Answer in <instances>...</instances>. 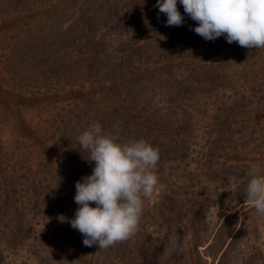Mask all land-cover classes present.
<instances>
[{"label":"rangeland","instance_id":"374dc122","mask_svg":"<svg viewBox=\"0 0 264 264\" xmlns=\"http://www.w3.org/2000/svg\"><path fill=\"white\" fill-rule=\"evenodd\" d=\"M140 2V8H144L143 10L139 8L131 11L129 7L123 9L130 14V17L139 13L141 25L138 20L135 24L132 19L126 21L118 30V35L122 39L114 43V45L119 44L120 48L125 43L132 44L134 56L129 64H124L113 53L104 58L101 61L103 63L112 61L113 64H117V60L122 63L115 72H108L109 79H104L107 77L104 67L96 64L93 71L87 70L84 61L78 58V51H73L68 57L65 56L68 53L66 50L58 54L60 51L54 48V33L59 25L66 27L73 24L77 33L82 36L84 17L89 14L92 0H0V212H2L0 237L2 235L4 239L5 236L10 235V231L2 227L10 226V223L5 222L3 218L4 212L1 207H6L5 205L13 204L14 208H23L28 218H32L30 226L33 225L29 234L30 239L26 240L25 244L20 245L18 241L7 243V240L6 243L5 240L1 242V245H4L2 251L4 259L0 264H56V262L59 264L62 260H66L68 264H96L95 257L91 255L96 253L94 246L87 249L82 243L80 244L78 230H75L76 240L70 243V247L66 244L65 227L71 228L67 221L74 218L75 212L73 210L72 216L61 222L58 217L62 213H59L57 208L60 201L65 199L69 202L76 194L74 180H70L72 183L67 182L66 177H62L64 171H67V176L70 178L71 171L76 174L81 165H86V162L78 165L80 157L77 155L75 156L77 160L72 166L68 159L71 155L67 153L68 147L74 149L79 146L78 135L93 121L105 126L103 123L107 121L102 115L109 111L106 105L113 100L110 89L113 91L116 89L112 85L119 79L114 82V77H118L117 74L121 70L122 73L130 70L140 73L143 71V76L146 77H152L155 73L153 79L158 81L157 85L150 90L151 79L142 80L138 97L136 95L134 97L135 102L157 98L161 94L162 83L168 81V84L173 85L177 78L179 80L186 78V81L180 83L185 87L199 88V93L196 91V98L202 105H205L206 99L201 95L210 89L207 86L210 78L216 81L213 87L216 86L220 91L218 100L222 103L229 104L227 98L233 93L239 94L236 97L238 102L240 95L243 94L242 106L235 112L238 117H247L251 121L248 125L247 137H244L242 143L244 149L237 154L228 151L225 154L228 158L224 159L236 163L235 167L243 165L250 170L256 166L260 174L264 175V48L248 49L239 46L236 42L229 44L223 35L214 41L203 39L191 30L198 25L184 13L183 9L180 10L182 7L180 3L177 4V9L184 17L182 25L166 26L167 16L154 7L157 0H140ZM142 13L151 15L148 19L149 23L146 17H142ZM76 15H79V19ZM112 24L115 27V23L110 20L108 25L112 26ZM181 28L182 31H177ZM167 30L173 33L166 34ZM173 43L180 45L178 54L173 49L167 48ZM142 49L145 50L142 52ZM156 52L163 57H153L152 53ZM166 58L169 62H162V59L165 61ZM210 64L215 66L214 70L209 67ZM164 73L169 75V80L163 77ZM154 91L158 94H154ZM189 91L194 92L192 88H189ZM130 101L134 103L132 94L126 99V103ZM259 108H262L260 113ZM77 121H81L82 125L77 126ZM199 124L200 122L196 121L195 128ZM213 126L214 123L209 125V127ZM114 128L109 126L108 129H103L106 133L113 132L112 134L118 136L121 142L130 140L120 128ZM241 138L242 136H237L239 143ZM204 143L205 139H195V136H192L183 142L180 148L185 151L188 148L189 157L202 162L206 161L204 158L209 154V151L200 146L205 145ZM175 157H181L180 152L178 155L160 156L162 159L157 168L158 166L162 168L164 174H159L158 177L161 183L165 178L166 181L168 179L176 185L175 199L180 203L178 207L182 208L180 213L183 218L177 216L179 212L176 210L172 211L170 216L166 213L164 217L159 207L164 201L165 196H163L155 205L157 211L151 212L147 206L143 209L137 231L139 240H136L140 243L142 235L147 232L158 238L168 237L165 250L159 251L157 257L159 260L156 262L158 264H217L220 243H217L214 233L205 244H200L201 247H197V250L193 248L192 240L186 243L185 250L180 255L176 254L169 241V237H173L176 231L181 237L190 232L187 227L195 213L188 203L191 202L189 201L191 191L188 186L192 183L183 182V177L187 175L182 173V166L177 169L175 163L166 161ZM83 159L88 161L90 154L83 156ZM193 160L189 161L191 170L194 169ZM216 163L217 166L220 165V162ZM233 171L239 172L236 168ZM246 174L249 175L247 172ZM4 176L16 188V192L8 195L7 198L2 195L5 190L2 185ZM238 180L240 185L246 187L247 180L243 182L242 176ZM224 183L227 181L217 184L218 193L214 194L216 196H213L203 222H206L207 226H211V223L219 226L223 219L227 218L226 224L230 222L233 227L234 223L238 227L244 223L245 236L238 245L239 261H231V263L250 264L240 259L243 260L251 255L255 262L263 261L264 264V218L258 216L256 210L251 208L252 205L244 202L246 194H242L241 189L239 194L233 195L230 190L232 187L223 185ZM31 184L42 185L43 189L39 193L31 192L32 189L28 188ZM163 187V185L160 187V191ZM28 189L29 193H26ZM202 192L200 189V193ZM162 195H166V192ZM155 196L156 193H153L149 198L150 203L157 200H153ZM34 197H37L35 205ZM203 198L202 194L200 200ZM92 207H95L94 203ZM13 226L14 223L11 224V228ZM222 229L223 227L213 232H222ZM200 235L199 241L204 240L205 232ZM38 237H41L39 241ZM8 240L10 242V239ZM120 246H124L126 256L127 249L133 245L128 243ZM46 247L51 249V253ZM156 247L160 246L156 245ZM118 249L120 253V247ZM43 253L48 254L42 255ZM135 254L136 259L132 258L133 255H130L131 258L129 255L124 258V256L120 257L121 254H115L111 264L137 262L142 257L137 252ZM119 257L121 261H117ZM61 264L64 262L62 261Z\"/></svg>","mask_w":264,"mask_h":264},{"label":"trees","instance_id":"16d2710c","mask_svg":"<svg viewBox=\"0 0 264 264\" xmlns=\"http://www.w3.org/2000/svg\"><path fill=\"white\" fill-rule=\"evenodd\" d=\"M151 2L154 3V1ZM177 4H179V1ZM140 6V0H92V3H90L89 14L84 17L82 36L77 33L76 26L73 24L66 27L59 25L55 29L54 33V48L56 47L58 52L60 51L59 53L57 52L58 54H60L63 50H66L68 53H66L65 56L68 57L71 56L70 53H73V51H78V58L79 60L84 61L87 70L93 71L94 65L99 64L106 70L107 74L105 73V75L107 77H104V79H109L110 77H108V72H115L119 67L122 66V63H120L118 60L117 64H113L112 61H107L104 63L101 61L113 53L119 58V60H122L124 64H129L132 57L134 56L133 53H135L134 46L132 44L125 43L122 48L119 47V44L114 45V43H117V40L122 39V37L118 35V30L126 23V21L128 22V20L131 19L133 24L137 23L138 20L139 24L141 25V16L139 13L132 14L130 17V14H127L123 8L129 7V10L133 11L139 9ZM154 7L159 10L155 5ZM143 9L144 8L141 10ZM182 9L183 6L180 7V10ZM78 11H80V7H78ZM79 15H76L78 19ZM142 17H146V20L149 23L148 19L151 17L149 13H142ZM82 19L83 16L81 17V20ZM110 20L115 23V27L113 24L112 26L108 25ZM177 31H182V28ZM172 33L173 31L170 30H167L166 32V34L170 35ZM57 42L59 44H56ZM167 48L173 49L175 53L178 54L180 45L173 43L171 47L168 46ZM144 50L145 49H142L141 51L143 52ZM152 54L153 57L156 58L163 57L158 52ZM162 62H169V60L167 58L165 61L162 59ZM209 67L213 70L215 69L213 64H210ZM210 72L215 74L213 71ZM143 74V71L140 73V71L130 70L126 73H122L121 70L117 74L118 77H114V82L117 78L119 81L112 85L116 87L114 91L110 89L113 100H111V102L106 105V107L109 108V111L102 115L105 118V121H107V123L103 121V125H105L103 128L105 130L108 129L109 126L120 128V130L123 131L126 136L130 137V140L143 138L153 146L159 148L160 156L163 154L178 155L180 152L181 157H175V159L172 158L166 161L173 164L175 163V167L177 169L182 166V173L188 176L183 177V182L192 183L190 186H188V189L191 191V200L189 199L191 202L188 203H190V207L194 209L193 212L195 213L192 216L193 219L190 221L189 227H187L193 234L192 246L195 250H197V247H201L200 244H205L210 236L214 233L217 238V243H220L217 251V264H234L231 263V261H239L238 245L241 241V238L245 236L244 223H241L239 227L234 223L233 227L230 222L226 224L227 218H224L219 226L215 223H211V226H207L206 222L204 223L203 221L205 219V213L211 206L213 196H216L214 194L218 193V183L227 181V177H230V175L237 178H241L242 176L243 182L250 179V176L246 174V172L249 173V169L243 167V165L242 167H235L236 163L231 160L227 162L224 159L228 158V156L225 155L226 152L232 151L236 152L233 154H237L238 151L240 152V150L244 149L242 147V143L245 140L244 137H247L248 125L251 123V121L247 117H238L237 112H235L239 107L242 106L241 101L244 96L241 94L239 97L240 101L237 102L236 97H238L239 94L233 93V97L231 96L227 98L229 104L224 102L222 103L218 100L220 91L216 86L213 87L216 84V81L215 79L210 78L209 82L207 83V86H209L210 89L207 90L204 95H201L206 99L205 105H202L199 103L198 98H196V91L199 93V88H195L196 86L185 87L180 83L182 81H186V78H183V80H179L177 78L178 81L175 79L173 85L168 84V81L164 82L165 84L162 83L163 87L160 91L161 94H159L157 98L154 97L149 98L148 100L144 99L142 102H135L136 98L134 97L135 95L138 97V90L142 80L146 81L151 79L149 86L150 90H152L158 83V81L153 79V75L155 73L152 74V77H146V75L143 76ZM163 77L166 80H169V75L167 73H164ZM189 88H192L194 92L189 91ZM245 92L246 90L244 89L243 93L245 94ZM131 94L134 103L132 104L131 101L126 103V99H129ZM154 94L158 93L154 91ZM124 104H126V106ZM261 110L262 108L258 109L259 113ZM196 121L200 122L197 128H195ZM212 123H214V126L209 127V125ZM76 125H82L81 121H77ZM195 130V135H193ZM192 136H195V139H205V145L200 146L209 151L208 156L204 158L206 161H195L189 157L188 148L187 151L180 148L182 143L186 142V140L190 139ZM237 136H242L240 143L237 140ZM71 149L72 147H68L67 151V153H71V155L68 156V159L71 161L70 164L72 166L74 165L77 160L75 159V156L77 157L78 155L80 157L78 158V162H80L78 165L83 164V162H86V165H81V168H78V172L76 174H73L71 171L69 175L70 178H68L67 171L65 170L62 177H66L65 180L69 183H72L71 179L74 180L73 183H76L77 181H80L81 177L91 175L92 170L95 167V162L90 160L85 161L83 159V156L87 155L88 153L81 151L80 145L74 147L75 150ZM73 150L75 153H73ZM161 159L162 158H159L158 165L160 164ZM190 160L194 161V169L192 170L190 169ZM216 162H220V165L217 166ZM234 168L238 169L239 172L234 173ZM163 171L164 170L159 166L156 169L158 176H160L159 174H164ZM9 179H11V177H9ZM2 185L5 187V190H3L2 194L5 198H7L8 195L14 194L16 192V188L13 187V184L8 182V178L5 176L2 178ZM162 185L164 187L162 191H160V187ZM223 185L227 186V183H224ZM199 187L203 191L202 193H200ZM239 187L243 192V189L245 188L243 184L239 185ZM28 188H31V192L34 193H39L41 192L40 190L43 189L42 185L38 184H31V187L28 185ZM175 188H177L176 185L172 184L168 179L166 181L164 178L163 183H161L159 179L157 190L154 192L156 193V196L153 198V200H157L154 203H150L149 198L145 199L143 209L148 207V210L151 212H155V210L157 211V209H155V205L157 204L158 199L165 196L162 204H159L160 211L164 217H166V213H168V216H170L171 212L176 210V212H179L177 216L179 218H183V215L180 213V209L182 208L178 207L180 203L175 199ZM29 189L26 191V193H29ZM230 190L231 194L233 195L239 194V192L233 187ZM164 192H166V195H162ZM59 193L60 191L58 194ZM202 194L204 195V198L203 200H200V196ZM36 201L37 197H34V205L36 204ZM69 202H66V200L63 199V201H60L58 204L59 208H57V211L62 213L61 215H65V218L70 217V215L72 216V211L74 210L75 212L79 207L75 203L74 198H70ZM244 202H247L246 197L244 198ZM92 205L93 203H90V206ZM5 206L6 207L3 208L1 207L4 212L3 218L5 222L10 223V226L2 227L4 230L6 229V231H10V235L9 237L5 236L4 239L1 235L0 245L3 240H5L4 243H6L7 240V243L18 241L20 245L25 244L26 240L30 239L29 234L33 228V225L30 226L32 223V218H28V216L23 211V208H14L13 204ZM251 208L254 210L253 206ZM1 214L2 212H0V216ZM0 221H2V219ZM13 223L14 226L11 228V224ZM241 226L242 229H240ZM209 227H211V229ZM222 227V232H213ZM65 230L66 239H64V241L70 247V243L76 240L75 229L67 226V228L65 227ZM203 232L206 234L204 235V240L199 241L201 240L200 234ZM78 234V241L81 244L84 237L80 233ZM171 237H169L170 242ZM8 239H10V242ZM39 239H41V237H38V241ZM136 239H138V233H136V235L131 239L117 243L116 245L107 249H100L97 245H94V252L96 253H92L91 255L95 257L96 264H111L112 258H115L113 257L115 254H121L120 257L124 256V258H127V255H129V258H131L130 255H133L132 258L136 259L135 252H137L142 258H140L137 262L129 261L130 264H158L156 262L159 260L157 259V257H159V251L165 250V246L168 245V237L158 238L152 236L151 232H147L142 235L140 243H138ZM132 241L136 242L133 243ZM128 243H132L133 246L130 249H127V255L125 256V251L123 249L124 246L120 245H127ZM156 245H159L160 247H156ZM3 246L4 245H1L2 250L0 249V261H3L4 259V256L2 255ZM118 247H120V253H118ZM88 248L89 247H87V249ZM120 257L117 261H121ZM253 258V256L249 255L247 258L240 260L250 264H263V261L255 262ZM97 261L105 262L97 263Z\"/></svg>","mask_w":264,"mask_h":264},{"label":"clouds","instance_id":"9594fccd","mask_svg":"<svg viewBox=\"0 0 264 264\" xmlns=\"http://www.w3.org/2000/svg\"><path fill=\"white\" fill-rule=\"evenodd\" d=\"M179 3L198 25L191 30L203 39L214 41L223 35L229 44L264 48V0H179ZM156 7L167 16L166 26L182 25L184 17L177 9V0H157ZM77 141L81 151L90 154L89 160L95 162V167L91 175L75 183L74 201L79 207L74 218L67 222L84 237V246L107 249L136 235L144 201L158 187L159 148L143 138L121 142L96 121L78 135ZM249 176L242 194H246L258 216L264 218V175L253 166ZM227 185L240 192L237 177H228ZM58 219L66 220L63 215ZM192 238L191 232L181 237L176 231L171 243L177 255L184 252L185 244Z\"/></svg>","mask_w":264,"mask_h":264}]
</instances>
